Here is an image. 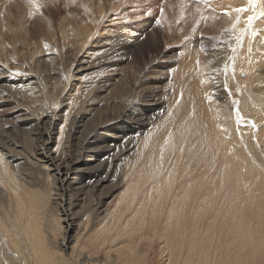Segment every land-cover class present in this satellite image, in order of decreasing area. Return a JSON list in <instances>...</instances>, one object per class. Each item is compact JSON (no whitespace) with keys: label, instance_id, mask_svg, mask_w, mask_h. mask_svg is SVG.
<instances>
[{"label":"bare ground","instance_id":"bare-ground-1","mask_svg":"<svg viewBox=\"0 0 264 264\" xmlns=\"http://www.w3.org/2000/svg\"><path fill=\"white\" fill-rule=\"evenodd\" d=\"M30 1L46 28L0 0V107L19 108L0 117L14 147L0 146V264H264V0H213L239 29L178 63L119 17L101 30L106 0ZM169 1L162 40L183 19L184 0ZM42 41L62 51L53 69L35 64ZM27 73L30 85L9 80Z\"/></svg>","mask_w":264,"mask_h":264},{"label":"rangeland","instance_id":"rangeland-1","mask_svg":"<svg viewBox=\"0 0 264 264\" xmlns=\"http://www.w3.org/2000/svg\"><path fill=\"white\" fill-rule=\"evenodd\" d=\"M28 1H30V0H8V3L6 5H7L8 8H15L16 5H19L24 10V12L27 15V21H28L29 25H32V24H35L36 26L41 25L42 27L46 28L48 26V21L46 19L47 18V12H46L47 10H44L45 6H41L40 7V9L43 8V9H41V10H43L42 11V15H33V16L30 17L29 13H27V8H26V5H27L26 3H28ZM51 1H54V0H47L46 2H51ZM59 1H60L59 4L62 7L64 5V2L71 3L73 0H62L64 2H62L61 0H59ZM214 1L212 0V2H211L210 0H207V3H205L206 1H204V0H184V3H182L183 0L182 1L180 0V3H182V5H183V7L180 9V12H182L183 15L182 14L181 15L183 16L182 18L184 20L183 19L180 20L179 21L180 23L177 22V25L179 26V27L177 26V28H179V29L177 30V28H174V29L177 30V31L175 30L177 33H176L174 39H172L170 37V35L167 33L166 36H164V40H162L163 39V33L157 30L158 28L161 27V23H163L164 25H167V21L165 19L161 18V15L164 14V12L162 10V6L164 4H167V5L170 4L169 0H106L105 1V12H104V14H107V16L105 17V19L103 21V25L101 26L100 29L102 30L104 25L107 26V25L111 24V22H110L111 19H113L115 17H119V19L116 21V23L114 25L115 28H120L121 29L122 27H124L125 30L123 29L122 31H123V33L126 36H131V37L137 36L140 41H146L147 38H153V36L157 37L158 39H160V43L158 44V47H160L163 50L164 53H168L170 51H173L170 54L163 55L165 57L162 56L161 60H163V59L167 60L168 57L169 58L172 57L174 59V62L178 63L179 61H181V58L184 55L192 54L193 52H196L197 50L199 52H201V51L204 52V51H208V50H210V51L218 50L219 46L222 45L228 39L227 37H224V36H228L229 37L228 31L231 33V29H234L236 27L234 23H236V25L238 24V22H239V25L241 24V22H242L241 20L242 19H240V20H239V18L237 19V16L233 12V10H232V12L230 10H228V11L227 10H223L220 13H216L215 10L212 11L210 7H212V3ZM218 1H220V0H218ZM204 4H205V6L203 7ZM47 6L49 8V5H47ZM29 8H31V7H29ZM201 8H203V9L201 10ZM226 9H227V7H226ZM228 9H231V8L228 7ZM202 11L203 12L206 11V12H204V14H203ZM13 12H15V10ZM83 12L84 11L82 10V8H80V10L78 12V18L79 17L85 18V16L83 15ZM186 13H188V14H186ZM212 13H213V15H212ZM225 13H227V15ZM167 14H165V15H167ZM223 14H225L226 17L229 18V19L224 18L225 15H224V17H222ZM208 15L211 18L213 16H215L217 18L216 21L213 19L214 17L211 20V18ZM220 15H222V16L220 17ZM98 16H99L98 12L94 14V18L95 19H97ZM195 16H197V17H195ZM171 17L172 16L169 15V18H171ZM207 17L210 18V20H208V19L206 20ZM230 17H233L234 19H232ZM235 17H236V19H235ZM196 18L198 19V21L194 20ZM220 18H224V19L222 20ZM178 19L179 18H177V20ZM199 19L201 21H203V22H200ZM231 19H232V22H234L233 23L234 25H232ZM187 20L189 22H187ZM218 20H220V22L222 20L223 23L227 21L226 24H228L230 26V30L227 29V28H229V26L226 25L225 23L224 24L222 23L221 25L218 24V25H220V26H218L216 24V23H220ZM235 20H237V21L235 22ZM214 21H215V23H214ZM146 23L150 24V26L148 28H147L148 24H146ZM211 24L214 25V26H218V27H215L213 29V28H211V26H212ZM206 25H208V27ZM214 26H212V27H214ZM223 26L224 27L228 26V27L225 29ZM231 26H232V28H231ZM233 26H235V27H233ZM238 26L236 28H238ZM223 28H224V30H222ZM236 28H235V30H232V34L234 32H237ZM212 29L214 30L213 32H211ZM215 30L218 31V32H216ZM221 30H222V32H225V34L226 33L227 34L225 35L224 33L220 32ZM226 30H227V32H226ZM193 32H195L194 35H193ZM123 33H111V34L108 35V37L109 38H111L112 36L113 37H115V36H119L120 37ZM154 33H155V35H154ZM189 34H191V35L189 36ZM105 35H106V32L102 31V33L98 37L104 38ZM230 36H231V34H230ZM39 37H40V35L36 37L37 41H38ZM225 38H227V39L223 40ZM221 40H223V42ZM94 41H93V43H94ZM214 41L216 43H218V44H216ZM103 44H104V42H102L100 45H103ZM224 44H226V43H224ZM44 45H45V42L42 41L41 44H40V48L38 50V52H40L39 56H41V57L36 61L35 64H36V66L37 65H46V64H49V63L52 62L49 65V67H50V69H53L55 66H57L56 62H53V61L59 60L58 58L54 59L55 57H53V55L55 56L56 53H58L60 55L62 53V51L53 50V49H51V47H45ZM97 46L98 45H96L94 47H97ZM103 46H105V45H103ZM61 47H62V44L59 45V48H61ZM98 48H102V47H98ZM133 48H135V47H133ZM215 48H217V49H215ZM166 49H168L167 52H165ZM200 49H201V51H200ZM203 49H205V50H203ZM65 50H67V48H65ZM133 51H136V48ZM131 53H133V52H130L127 55V57H128L127 58V62L130 61L128 63H133V61H134L133 57L129 56ZM166 56H167V58H166ZM155 57H156V51L155 50L148 51L145 64L148 63L150 59H155ZM184 60L186 61V58L183 59L182 61H184ZM25 61H22V62L25 63L24 67H25L26 64L29 63L30 60H27L28 61V62L26 61L27 63ZM0 63H2V61H0ZM126 63H124L125 65L123 64L124 67L125 66L127 67L128 65H131V64H128V63L126 64ZM69 64L70 63H67V66L65 65L66 66V70H68ZM134 64L137 65V63H134ZM159 64L162 65L163 63H159ZM1 66H2V69L6 68L3 65H1ZM64 70H65V67H64ZM140 75L141 74H139V76ZM149 75H152V74H149ZM6 76H11V75L8 74ZM23 76H24V78H22V75H20V78L12 76V77H10L11 79H9V80L12 81L14 84H18V85H16L17 87L23 86V84H22L23 81L22 80H25L24 82H28V83H25V86L26 85H30L31 83L35 82V79L30 77L31 76L30 73H27V75L24 74ZM141 77L143 78V81H145V79H144L145 78V74H143ZM148 82L152 83V85L155 83L154 80H149V81H147V83ZM161 82H162L161 87H163L165 89V91H168L170 84L165 79V77H163V80H161ZM6 87H8V83L5 84V83L0 82V92L2 90H4V95H5L6 91L9 89V88L6 89ZM109 92H110V90L108 92L107 91H103L100 94V97L103 98V99L108 98ZM119 95H121V94H119ZM117 97H118V95H117ZM12 104H14L15 106L12 105ZM12 104L0 107V117L8 115V113H7L8 111H13L14 114H15L16 110H19L18 106L15 103H12ZM166 113H167V110H165V112L160 117H165ZM15 115H17V114H15ZM158 118H159V116L156 119H158ZM4 124H6L5 120L0 119V127L5 126ZM156 124H157V127L161 128V129H163V127L166 126V124L161 123L159 121V119L156 121ZM2 143L5 144V146L8 148V150H12L14 148L7 140H5L3 137L0 136V146L3 145ZM9 155L10 154H8L6 157L10 158ZM122 165H124V164H122ZM122 165H121V169H120L121 170V175L123 174V172H125V170H124L125 167H122ZM23 169H24V167H23ZM109 186L113 187V184L111 182L106 183L105 184V189L103 190L104 193H105V191H108L110 189ZM107 188H109V189H107ZM117 194H119V192ZM117 194H115L113 196V198ZM109 201H112V199L109 200Z\"/></svg>","mask_w":264,"mask_h":264},{"label":"snow or ice","instance_id":"snow-or-ice-1","mask_svg":"<svg viewBox=\"0 0 264 264\" xmlns=\"http://www.w3.org/2000/svg\"><path fill=\"white\" fill-rule=\"evenodd\" d=\"M32 2H33V4H35V0H32ZM248 2H249V5H252V6H255V4H256V0H248ZM234 11L237 12V13H240V12H242V11H246V9L238 8V9H235ZM29 15L31 16L32 13L30 12ZM260 15H261V16H264V11H262V12L260 13ZM237 19H238V18H237ZM252 19H253V17L249 16V17H248V22L251 23V22H252ZM254 35H255V33H254ZM253 127H255V125H253Z\"/></svg>","mask_w":264,"mask_h":264}]
</instances>
